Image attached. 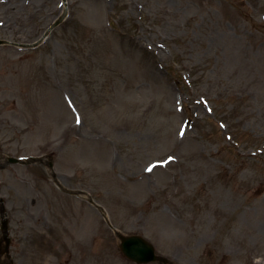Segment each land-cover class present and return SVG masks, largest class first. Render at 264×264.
<instances>
[{
  "label": "rangeland",
  "instance_id": "rangeland-1",
  "mask_svg": "<svg viewBox=\"0 0 264 264\" xmlns=\"http://www.w3.org/2000/svg\"><path fill=\"white\" fill-rule=\"evenodd\" d=\"M65 3L0 0L14 264H135L63 189L177 264H264V0Z\"/></svg>",
  "mask_w": 264,
  "mask_h": 264
},
{
  "label": "water",
  "instance_id": "water-1",
  "mask_svg": "<svg viewBox=\"0 0 264 264\" xmlns=\"http://www.w3.org/2000/svg\"><path fill=\"white\" fill-rule=\"evenodd\" d=\"M120 247L126 256L136 261H149L156 258L153 248L138 236L122 237Z\"/></svg>",
  "mask_w": 264,
  "mask_h": 264
},
{
  "label": "snow or ice",
  "instance_id": "snow-or-ice-1",
  "mask_svg": "<svg viewBox=\"0 0 264 264\" xmlns=\"http://www.w3.org/2000/svg\"><path fill=\"white\" fill-rule=\"evenodd\" d=\"M77 122L79 123V120ZM181 134H183V133H181ZM151 170H152L151 168L148 169V171H151Z\"/></svg>",
  "mask_w": 264,
  "mask_h": 264
}]
</instances>
